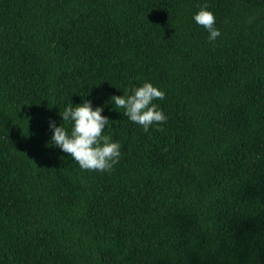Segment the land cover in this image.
<instances>
[{"label": "trees", "instance_id": "1", "mask_svg": "<svg viewBox=\"0 0 264 264\" xmlns=\"http://www.w3.org/2000/svg\"><path fill=\"white\" fill-rule=\"evenodd\" d=\"M145 82L148 132L111 100ZM85 100L111 172L51 144ZM0 264H264V0H0Z\"/></svg>", "mask_w": 264, "mask_h": 264}, {"label": "clouds", "instance_id": "2", "mask_svg": "<svg viewBox=\"0 0 264 264\" xmlns=\"http://www.w3.org/2000/svg\"><path fill=\"white\" fill-rule=\"evenodd\" d=\"M208 7L207 4L201 7L194 15V20L209 33L208 40L215 42L221 32L216 27L215 14L208 11ZM131 92V95L111 98L116 108L125 110L124 116L141 126L145 132L154 124L166 123L168 117L153 103L155 100L165 99L164 91L145 82L142 86L131 89ZM103 110V107L93 109L92 102L85 100L80 105H70L60 112L63 118L61 126L57 127L55 121H50V128L53 130L51 144L69 154L85 171L111 172L121 157L119 142H111L104 134L109 118L102 115ZM66 122L72 125L70 132L64 127ZM157 130L162 129L158 127Z\"/></svg>", "mask_w": 264, "mask_h": 264}]
</instances>
